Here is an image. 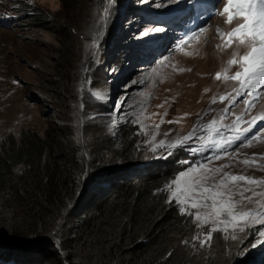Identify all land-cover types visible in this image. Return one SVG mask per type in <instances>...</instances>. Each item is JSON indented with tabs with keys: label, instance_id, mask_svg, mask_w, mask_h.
Instances as JSON below:
<instances>
[{
	"label": "rangeland",
	"instance_id": "374dc122",
	"mask_svg": "<svg viewBox=\"0 0 264 264\" xmlns=\"http://www.w3.org/2000/svg\"><path fill=\"white\" fill-rule=\"evenodd\" d=\"M108 1L0 0V21L11 19L10 27L0 25V143L10 136L17 142L23 132L42 138L52 126L65 135L74 148V169L84 168L86 176L91 177L90 182L76 185L77 202L84 199L87 202L84 208L89 212L80 214L77 210L74 212L75 208L71 210L73 216L68 214L64 218L71 232L73 221L79 215H93L91 221L97 222L95 209L93 212L88 206L104 201L119 182L131 176L133 179L144 176L147 170L164 172V179L157 182L159 189L150 194L160 195L166 204L164 221L153 229L159 234L149 240L146 247L151 255H157V262L264 264V246L257 243L264 240L260 236L264 225L252 219L247 223L238 222L235 227L229 224L228 231H213L207 245L200 246V242L207 239L209 229L225 225L218 223L198 229L193 218L182 215L176 203L168 202L171 192L166 190L169 185L176 187L172 182L179 173L200 165L212 170L226 165L215 176V181H220L225 173L264 180V132L248 135L234 150L209 146L210 140L222 142L223 138L232 136L235 129L248 128L247 121L264 116V97L246 110L245 99L251 100V96H241L229 114L224 112L229 99L236 96L234 89L240 88V81L230 77L243 71L245 65L241 57L252 46L250 40L240 44L238 36L225 46L228 34L238 23H244V18L236 17L229 23V13L223 11L222 3L219 13L203 25L202 33L172 44L165 40L168 35L170 39L173 37L171 31L161 24L145 21L139 12H167L184 7L187 0ZM21 9L37 17L45 16L46 22L18 23L14 17L21 16ZM104 10L109 22H103L102 27ZM235 11V8L230 9L233 14ZM26 22L31 25L26 26ZM91 22L109 33L102 36L95 28L89 30ZM213 24L220 27V33ZM142 48L144 50L139 52ZM155 53L158 54L154 56ZM233 59L238 63L229 64ZM84 68L88 72L81 78ZM217 73H220L219 79ZM77 90H81L79 97L74 96ZM221 96L228 99L220 101ZM242 113L243 120L233 128V121ZM185 137L189 138L185 140ZM176 142H182L189 150L198 145L196 150L201 157L174 163L164 151ZM177 153L182 154L181 150ZM217 156L220 158L216 159ZM181 158L186 159V156ZM244 160L254 163L244 164ZM23 170L22 167L12 169L11 181ZM203 172L200 168L193 175ZM100 180L103 181L100 183ZM233 184L236 185L233 200L242 201L238 207L244 211H264V195L253 197V202L242 200L240 195L241 192L245 197L252 196L253 192L264 193V183L236 181ZM146 202L151 205L150 199ZM200 210L211 211V202ZM100 214L111 219L110 233H114L105 231V234L115 237L121 223L113 220L114 213L109 209ZM220 219L227 217L222 215ZM198 233L200 241L193 239ZM233 235L236 239L231 238ZM101 244L104 246L103 240L86 245L90 252L99 248V254L86 256L81 251L77 254L81 264H99L100 255L106 253ZM61 250L55 245L44 247L34 240L1 243L0 252H15L17 258L6 261L0 254V262L44 264ZM22 257L25 258L20 260Z\"/></svg>",
	"mask_w": 264,
	"mask_h": 264
},
{
	"label": "trees",
	"instance_id": "16d2710c",
	"mask_svg": "<svg viewBox=\"0 0 264 264\" xmlns=\"http://www.w3.org/2000/svg\"><path fill=\"white\" fill-rule=\"evenodd\" d=\"M106 11L101 15L102 27L103 22H109ZM31 15L33 14L22 12L14 20L18 23L25 20L46 22L45 16ZM58 24L64 25L59 21ZM25 25L31 23L26 22ZM96 26L91 22L89 30L95 28V32L102 33V36L109 33L101 26L100 29ZM87 72L88 69L84 68L81 78ZM80 91H75L74 96L79 97ZM21 136L17 142L10 136L0 143V228H3L0 230V237L8 232V236L4 235L5 239L0 238L2 244L34 240L47 248L55 245L62 250L53 253L49 262L45 261L44 264H81V257L77 254L81 251L86 256L99 254V248L90 252L85 246L90 242L103 240L104 246L101 244L100 247L106 253L100 255L99 264H161L157 262V255H151L146 247L147 242L159 234L153 229L156 224L164 221L166 213V204L162 197L156 193L150 195L152 191L159 189L157 182L164 179V172L152 173L147 170L144 171V176L135 179L131 176L119 182L104 201L97 206H88L93 212L95 209L97 222L93 224V220L91 221L93 215H79L73 221L71 232L65 226L64 218L68 214L72 217L70 212L74 208V212L77 210L80 214L89 212L84 208L87 203L84 199L79 204L77 202L76 185L90 182L91 177L86 176L87 170L84 168L74 169V148L58 128L52 126L42 138L31 132H23ZM16 167L24 170L18 176L13 171V182L10 178L11 170ZM101 181L103 180L100 183ZM139 185L144 187L137 188ZM144 189L146 193L143 192ZM149 199L151 205H147L146 201ZM107 209L114 213L113 220L121 223L115 237L105 234V231L114 233H110L111 219L100 214ZM0 254L12 255L7 252Z\"/></svg>",
	"mask_w": 264,
	"mask_h": 264
},
{
	"label": "snow or ice",
	"instance_id": "6c2138e0",
	"mask_svg": "<svg viewBox=\"0 0 264 264\" xmlns=\"http://www.w3.org/2000/svg\"><path fill=\"white\" fill-rule=\"evenodd\" d=\"M234 6L235 13L230 12V8ZM224 12L229 13L228 22L231 23L236 17H243L244 23H238L237 27L228 34L229 41L225 46H229L233 37H241L239 39L240 44H245L248 40L251 41V50L241 57L244 63L243 71H237L230 78L240 81V88L234 89L236 96L229 99L228 106L224 109L225 114H229L230 108L237 102V99L241 96H251V100L245 99L246 110H250L256 103V101L264 97V0H227ZM203 31V29L201 30ZM197 34H193L195 36ZM189 37L188 39H192ZM238 61L233 59L229 61V64H237ZM220 78V73H217V79ZM243 78V79H242ZM240 89H243L241 91ZM220 101L228 99L227 96L219 97ZM215 102V98L213 100ZM244 113L233 121V128L240 121L243 120ZM259 120H264V116L254 117L251 121H247L249 127L243 131H249ZM219 135V132H217ZM189 137H185L187 140ZM240 139V134L223 138L221 141L212 142L209 141V146L216 148L226 149L228 146L235 143ZM161 146L164 142H160ZM174 145H169L173 147ZM178 146V145H175ZM220 157L217 156L216 159ZM244 164H251L254 161L244 160ZM216 168L214 170L208 169L207 165H200L196 168H189L185 172L178 174L177 178L172 182L176 187L172 188L171 185L166 186V190L171 192L169 197V203H176L180 208L182 215H187L193 218L195 226L200 229L206 225L223 224L224 228H211L207 232V239L200 242V246H206L208 240L211 239L213 231H228L227 225L231 224L235 227L238 222L247 223L249 219L254 220L255 223L264 225V211L260 209H249L244 211L242 207V201H234L233 187L236 185L233 182L247 181L249 183H264V180L255 181L251 177L243 175H230L224 174V177L220 181H215V176L222 171V168ZM200 168L204 169V172L200 175H193ZM210 181H213L210 183ZM230 184L232 186L230 187ZM244 191H247L245 189ZM242 200L253 202V197L257 195H264V193L253 192L252 196H243V192L240 193ZM211 202V211L202 212L200 209L207 208L208 202ZM258 203V201H256ZM195 209L196 211H192ZM253 213H257L253 215ZM227 217V219L221 220V216ZM244 229L241 228V231ZM260 236L264 237V231L260 232ZM227 238V237H226ZM232 239H236L233 235ZM194 240L200 241L199 233L193 237ZM185 244L189 241H185ZM258 244L264 246V240H258ZM195 247V245H193ZM254 247L256 245H253Z\"/></svg>",
	"mask_w": 264,
	"mask_h": 264
},
{
	"label": "clouds",
	"instance_id": "9594fccd",
	"mask_svg": "<svg viewBox=\"0 0 264 264\" xmlns=\"http://www.w3.org/2000/svg\"><path fill=\"white\" fill-rule=\"evenodd\" d=\"M152 13H154V15L155 14L161 15L163 12H152ZM3 28H5V27H3ZM142 50H144V48H142L139 52H141ZM181 143L182 142H176V143L172 144V145H174L173 147H169L168 149H166L164 151L168 155V157H170L173 160L174 163H181V162H184L186 160V159H182L181 158V156H185V152L184 151H185V148H186ZM175 145H178V146H175ZM177 150H181L182 154L181 155L178 154ZM174 155H176V156H174ZM23 258H25V257H22L20 260H22ZM0 264H5V263L0 262ZM24 264H29V263L25 261Z\"/></svg>",
	"mask_w": 264,
	"mask_h": 264
},
{
	"label": "bare ground",
	"instance_id": "6f19581e",
	"mask_svg": "<svg viewBox=\"0 0 264 264\" xmlns=\"http://www.w3.org/2000/svg\"><path fill=\"white\" fill-rule=\"evenodd\" d=\"M152 13H146V12H144L143 10L141 11V13H140V15L142 16V17H146L147 15H151ZM214 25V27H216V29L218 30V32L220 33V27L218 26V25H216V24H213ZM220 29V30H219ZM165 37V36H164ZM0 244H1V242H0ZM10 254H12V255H8V256H4V258H5V260L6 261H9L10 259H14V257H16V253L15 252H11Z\"/></svg>",
	"mask_w": 264,
	"mask_h": 264
}]
</instances>
